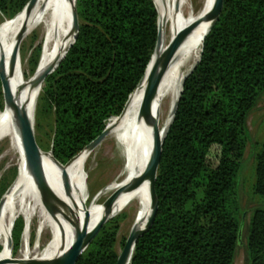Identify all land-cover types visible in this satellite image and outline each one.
<instances>
[{
    "label": "trees",
    "instance_id": "obj_1",
    "mask_svg": "<svg viewBox=\"0 0 264 264\" xmlns=\"http://www.w3.org/2000/svg\"><path fill=\"white\" fill-rule=\"evenodd\" d=\"M29 1L0 0V13L17 19ZM76 7L78 37L43 86L55 115L50 150L67 171L122 114L158 37L154 0H77ZM39 57L37 47L29 60L32 74ZM263 93L264 0H224L200 62L184 82L163 144L155 221L138 239L130 264H234L245 214L236 178L250 140L247 121ZM255 162L253 191L264 199V143ZM7 190L3 178L0 200ZM118 229V218L110 219L76 264H116ZM23 230L19 217L11 235L16 250ZM245 250V264H264L261 205L252 211Z\"/></svg>",
    "mask_w": 264,
    "mask_h": 264
},
{
    "label": "bare ground",
    "instance_id": "obj_2",
    "mask_svg": "<svg viewBox=\"0 0 264 264\" xmlns=\"http://www.w3.org/2000/svg\"><path fill=\"white\" fill-rule=\"evenodd\" d=\"M154 1L159 11L161 37L165 46L180 31L201 21L181 45L159 88L154 113L159 119L160 129L164 134L171 122L183 81L200 60L203 43L211 25L205 16L212 9L215 0H197L195 3L192 0ZM75 7L76 0H37L30 12L23 11L17 19L6 20L0 28V62L4 60L11 89L19 105L29 111L34 129L36 106L44 82L39 86H35L34 83L48 68L59 63L74 41ZM23 29L26 31L25 36L39 33L38 45H41L42 49L36 71L28 79L22 74L19 56L11 60L18 35ZM145 90L146 79H143L131 94L123 114L108 123L112 127L108 137L115 143V149H112L111 153L114 163L112 174L116 178L105 192L93 199L89 208L87 205L90 195L85 166L91 154L83 152L67 171L63 165L55 163L51 153L49 155L42 153L48 186L63 202L54 207L53 213L46 209L28 171L14 110L4 105L0 110V146H5L1 158L16 157L19 172L7 196L5 195L0 210L1 263L41 264L57 258L72 246L77 226L86 225L90 232L104 217L105 205L98 209L100 198L115 193L144 171L153 151V126L141 112ZM166 101L170 103L167 115L163 110ZM65 174L68 176L70 189L67 188ZM131 207L136 208L133 225L142 228L152 209L149 182L146 181L138 188L122 193L112 207V216L115 218ZM18 217H23L26 223L22 235L24 245L20 257L13 258L10 240ZM36 218L39 219L37 231L40 237L42 238L45 232H49L51 238L46 245L41 246L39 243L31 248L28 236Z\"/></svg>",
    "mask_w": 264,
    "mask_h": 264
},
{
    "label": "water",
    "instance_id": "obj_3",
    "mask_svg": "<svg viewBox=\"0 0 264 264\" xmlns=\"http://www.w3.org/2000/svg\"><path fill=\"white\" fill-rule=\"evenodd\" d=\"M155 2V1H154ZM37 0H30L29 3L24 8V12H30L33 7L36 5ZM77 3V0H76ZM223 3L224 0H215L212 9L209 11V13L205 16V19L211 22L210 25V31L218 21L221 12L223 10ZM156 4V3H155ZM17 16V15H16ZM73 22H74V41L72 42L71 46L75 43L78 33H79V18H78V12L77 7H75L74 13H73ZM201 21L195 22L190 27L180 31L176 36H174L170 42L165 46L162 41V31L159 24V17H158V37H157V43L154 50V53L152 55L151 61L147 67L146 73L144 77L141 79L140 83L143 79H146V90H145V96L144 101L142 104V115L145 117V119L152 124L153 126V151L151 158L144 169V171L133 178L129 183H127L124 187L116 191L112 194V196L104 203L105 205V215L101 219V221L97 224V226L92 230L88 231L86 225L77 226L76 228V236L75 240L72 244V246L63 252L60 256L57 258L43 262L41 264H76L80 256L84 253V251L89 247L91 242L95 239V237L98 235V233L101 231L103 226L112 218V207L114 203L116 202L117 198L124 192L132 191L139 186H141L146 181L150 183V195L152 199V209L151 214L146 221L145 225L142 228H138L137 225H133L132 229L130 231L129 236L127 237V240L125 242V245L121 252L119 253L118 260L116 264H130L132 260V256L134 253L135 245L138 241V239L143 236L153 225L155 221V217L157 214L158 206H159V199L156 193V180L158 176V170L159 165L161 161L162 151H163V144L164 140L166 138V135L168 133L169 127L171 123L174 120L175 114L178 109L180 96L183 91V85L187 77L195 70V68L198 66L199 62L195 65V67L192 69V71L186 76V78L183 81L182 84V90L180 93V96L175 104V107L172 112V119L171 122L163 134L160 129L159 125V119L157 115L154 113V104L156 102L158 92L160 85L162 83V80L167 72V69L173 59L175 58L178 50L180 49L181 45L185 42V40L188 38V36L195 30V28L200 25ZM25 29L21 31V33L18 35L17 42L11 57V60H14L19 55L20 45L25 37ZM208 33V34H209ZM207 34V35H208ZM207 37V36H206ZM206 39V38H205ZM205 41V40H204ZM204 44V43H203ZM69 47V49L71 48ZM69 49L67 50L66 54L68 53ZM161 50H163L161 52ZM203 50V47H202ZM64 55V57L66 56ZM202 54V52H201ZM64 57L59 61V63L54 66L48 68L34 83L35 86L41 85L46 78L51 75L59 66L61 61L64 59ZM201 59V57H200ZM9 76L5 69V62L4 60H1L0 62V81L2 85V93H3V99H4V105L13 108L15 113V118L17 122V126L20 132L21 137V143H22V149L24 153L25 162L28 168V171L30 175L32 176L36 187L41 195L42 202L44 203L46 209L50 212H54V207L57 204H62L63 202L60 201L50 190L46 175L43 168V160H42V150L39 147L36 136H35V129L33 127V123L30 118L29 111L27 108H25L22 105H19V101L17 100L15 94L13 93ZM138 84V86L140 85ZM136 87V89L138 88ZM135 89V90H136ZM134 90V91H135ZM133 91V92H134ZM131 96V95H130ZM130 98V97H129ZM129 100V99H128ZM128 103V101H127ZM126 103V105H127ZM125 105V107H126ZM125 109V108H124ZM124 111V110H123ZM123 114V112H122ZM121 114V115H122ZM120 115V116H121ZM112 127L107 125L106 129L94 140L92 141L83 152L87 154H92L95 149L109 136L110 131ZM53 160L57 165H62L60 162H58L52 153V150L50 151ZM71 162V161H70ZM69 162V163H70ZM68 163V164H69ZM66 177V184L67 188L70 189V184L68 180V176L65 174ZM4 201V196L0 200V210L2 203ZM34 262V261H31ZM0 264H3L0 262Z\"/></svg>",
    "mask_w": 264,
    "mask_h": 264
},
{
    "label": "rangeland",
    "instance_id": "obj_4",
    "mask_svg": "<svg viewBox=\"0 0 264 264\" xmlns=\"http://www.w3.org/2000/svg\"><path fill=\"white\" fill-rule=\"evenodd\" d=\"M195 3L197 0H192ZM16 17V16H15ZM14 17V18H15ZM13 18V19H14ZM6 19L2 13H0V28L5 23ZM39 33L35 32L28 34L24 37L20 45L19 50V62L22 68V74L28 79L32 73V66L30 65V58L37 47H40V56L42 53L41 45H38ZM40 60V57H39ZM39 64V62H38ZM36 71V70H35ZM35 73V72H34ZM45 85V84H44ZM45 97L44 90L42 91L36 106L35 116V136L42 153L49 155L50 145L52 144V138L54 135L55 127V115L54 110L48 106ZM170 103L166 101L163 110L164 114L167 115L169 112ZM247 126L250 132V140L247 143L245 156L242 161L241 170L236 178V188L238 192V199L241 205L242 212H245L243 217L240 219V233L242 238L239 241V245L236 251L234 264H245V236L248 233L250 227V218L252 211L260 205L264 207V199L260 196H256L253 191L255 183V155L261 150V144L264 143V93L259 97V100L249 115ZM115 149V143L107 137L90 155L87 159L85 171L88 176V188L90 199L87 207L89 208L93 199L96 196L105 192L106 188L111 182L115 180V175L112 174L114 169L113 155L111 150ZM5 146H0V180L6 178L8 184V190L4 194L7 196L10 188L18 177L17 158L8 156L1 158ZM13 174L15 175L13 177ZM112 196V193L105 195L99 200L98 209L102 208L104 203ZM1 197V196H0ZM6 199V198H5ZM5 201V200H4ZM136 208L131 207L119 215L115 216L118 218L119 229L117 233V251L121 252L122 242L130 234L132 226L135 222ZM23 218V217H21ZM19 219V217L17 218ZM36 218L33 222L31 232L28 236V243L31 248H34L37 244L44 246L50 240L51 236L49 232H45L41 238L38 234L39 219ZM24 220V218H23ZM24 220V228H25ZM24 231V230H23ZM40 239V240H39ZM11 251L13 258H19L24 245V238L22 237L21 245L19 249H15L14 242L10 240ZM3 252L4 249L2 248Z\"/></svg>",
    "mask_w": 264,
    "mask_h": 264
}]
</instances>
